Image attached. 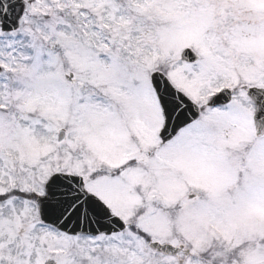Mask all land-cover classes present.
Returning a JSON list of instances; mask_svg holds the SVG:
<instances>
[{
    "label": "snow or ice",
    "instance_id": "1",
    "mask_svg": "<svg viewBox=\"0 0 264 264\" xmlns=\"http://www.w3.org/2000/svg\"><path fill=\"white\" fill-rule=\"evenodd\" d=\"M0 264H264V0H0Z\"/></svg>",
    "mask_w": 264,
    "mask_h": 264
}]
</instances>
